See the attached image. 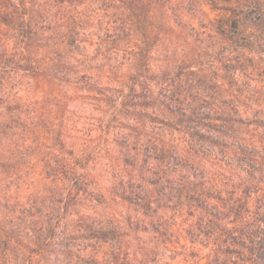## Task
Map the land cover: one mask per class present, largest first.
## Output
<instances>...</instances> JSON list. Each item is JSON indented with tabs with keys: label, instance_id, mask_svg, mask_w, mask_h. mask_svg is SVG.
I'll list each match as a JSON object with an SVG mask.
<instances>
[{
	"label": "clouds",
	"instance_id": "1",
	"mask_svg": "<svg viewBox=\"0 0 264 264\" xmlns=\"http://www.w3.org/2000/svg\"><path fill=\"white\" fill-rule=\"evenodd\" d=\"M111 2L115 7L109 9L105 0H84L74 14L69 13L74 15L77 24L70 30H60L64 45L75 40L79 47L65 48L66 55L50 50L49 58L42 59L39 41L35 36L32 42L25 41L20 25L31 24L33 31L40 32L42 37L49 35L45 26L55 11L49 0H24L23 3L0 0V9L12 21L0 22V264H35L46 242L50 219L62 217L69 223L68 239L76 237L75 243L81 249L94 241L80 237L106 234L107 245L103 248L97 245L95 253L103 264H140L148 255L163 251L143 235L145 228L149 232L151 228L146 220L138 219L140 213L131 209L121 212L126 207L124 197L141 188L145 193L148 191L145 185L155 170L150 171L144 161L153 159L159 146L171 144L173 132L179 130L188 145L182 157L187 171L180 170L177 174L186 177L183 183L188 185L187 193L199 185V173L204 167L202 157L218 156L212 146L221 142V129L211 128L207 120L205 123L190 120L187 107L183 112L169 115L160 107V100L165 96L157 98L148 92L152 82L159 81L161 73L181 71L176 65L183 59L199 70L214 67L222 48L228 49L225 55L235 54L232 47L215 35L209 36L203 27L193 31L196 25L208 24L205 6H211L209 0H197L193 11L183 13L187 27L179 19L184 7L182 0H173L170 6L177 10V23L182 31L170 34L166 41L149 42L144 37L147 47L142 46L143 67L136 69V80L123 87L125 91L140 89L143 95L138 94L139 99L155 103L138 105L131 112L120 109V93L115 89L109 91L103 81L107 75L119 82L125 69L134 64L136 54L129 42L133 37L121 45L122 51H114L107 40L104 44L95 43L96 51L82 43L85 37L92 42L93 33L104 37L109 30L98 28V20L105 23L116 20L111 26L113 29L123 22V31L135 35L132 23L127 21L129 14L120 8L119 0ZM214 2L244 21L238 28L239 35L232 36L234 41L246 38L264 46V0ZM25 8L27 13L21 14ZM212 27L208 24L209 29ZM41 28L45 30L41 32ZM112 39H116L115 34ZM153 48L157 49L155 76L150 52ZM252 55L258 63H264V52ZM52 56L61 64L71 65L70 73L61 71L53 79L48 73ZM43 83L48 87L44 88ZM159 87L165 86L161 82ZM182 123L189 127L185 129ZM41 129L49 144L41 142ZM121 140L124 143L117 147ZM34 163L48 165L50 181L33 182L30 175L25 176ZM25 189L31 196H25L22 201ZM161 195L173 202L183 196L175 187H166ZM37 207L44 209L39 216L34 214ZM225 247L232 250L228 264H252V253L258 248L261 254L256 259L264 264V237L260 235L240 236L235 244L230 242ZM171 255L190 264L187 250L174 249ZM63 259L59 252L52 256L53 264H60Z\"/></svg>",
	"mask_w": 264,
	"mask_h": 264
},
{
	"label": "rangeland",
	"instance_id": "2",
	"mask_svg": "<svg viewBox=\"0 0 264 264\" xmlns=\"http://www.w3.org/2000/svg\"><path fill=\"white\" fill-rule=\"evenodd\" d=\"M196 2L182 1L181 23H185L183 13L193 11ZM209 3L211 6L205 7L209 14L208 24L213 27L209 29L208 24L196 25L193 31L203 27L209 36L215 35L218 40L232 47L235 54L225 55L228 49L222 48L217 53L214 67L199 70L183 59L176 65L181 71L161 73L159 81H154L152 88L157 98L165 96L164 100H160V107L169 115L183 112L187 107L191 113L190 120L199 123L207 120L210 122L208 126L222 130L221 142L212 146L218 156L215 159H209L208 155L202 157L204 167L199 173V185L187 193L185 189L188 185L183 183L186 177L177 174L180 170L187 171L186 161L182 157L188 145L179 130L173 132L171 144L159 146L155 157L144 161L150 171L155 170L145 185L148 191L145 193L141 188V191L124 197L126 207L121 212L127 213L131 209L140 213L138 219L146 220L151 228L150 232L145 228L143 235L155 241V248H162L163 251L148 255L140 264H185L179 256L171 255L174 249L187 250L190 264H228L232 250L225 245L230 242L235 244L240 236L249 234L264 237V230L258 228V225L264 228V63H258L252 55L264 52V46L246 38L234 41L232 36L239 35L238 28L244 21L234 18L214 0H209ZM67 10L71 11L72 7L68 6ZM4 19L3 10L0 9V22L5 23ZM177 19V10L172 8L168 20L171 28L158 31L160 40L166 41L170 34L182 31ZM21 35L29 37L22 29ZM28 39L27 42L33 40L32 36ZM37 40L41 56H47L51 49L40 37ZM156 51L155 48L153 63L156 62ZM131 82L129 78L127 83ZM161 82L164 88L159 87ZM138 94L143 95V92ZM139 95L137 98L135 93L128 94L121 101L120 109L131 112L138 105L150 106L155 103L141 100ZM33 99L39 103L38 99ZM182 127L187 129L189 125L182 123ZM40 131L41 142L49 144L43 138V129ZM123 143L121 140L116 146ZM132 151H136L135 146ZM125 163L128 161L125 160ZM47 168L46 163H34L25 176L30 175L33 182H48L51 174ZM166 187H175L183 194L182 199L175 202L164 199L161 193ZM25 196H31L27 189L21 194L22 201ZM157 200L160 203H156ZM223 205L228 207L227 210H223ZM43 211V207H37L34 214L39 216ZM248 216L253 218L250 222H240L242 217ZM68 233L67 218L50 219L47 239L37 254L35 264H53L52 256L57 252L64 258L60 264H103L102 258L95 253L97 245L101 248L107 245L106 234L93 233L80 237L84 241H94L86 243L81 249L75 243L77 238L68 239ZM260 254L259 248L253 251L252 264H259L256 257ZM158 257L166 258L161 260Z\"/></svg>",
	"mask_w": 264,
	"mask_h": 264
},
{
	"label": "trees",
	"instance_id": "3",
	"mask_svg": "<svg viewBox=\"0 0 264 264\" xmlns=\"http://www.w3.org/2000/svg\"><path fill=\"white\" fill-rule=\"evenodd\" d=\"M184 1V0H182ZM23 3L24 0H21ZM52 7L55 9V11L52 12L49 23L45 26L47 33L49 35L47 36H41L40 32H34L31 24H29L27 27L24 26L22 23L20 25L21 29L25 31V35L32 36V38L35 36L37 39L40 37L41 40H44L46 42V46H48L51 50L55 51L57 54L64 53L65 48H73V47H79L76 45L75 40H71L67 43V45H64L62 41L60 40V36L62 35L61 29L70 30L72 29L73 25L77 24V20L75 19L74 15H69V13L74 14V11L76 12L77 8L84 3V0H49ZM106 3L109 5V9L115 7V5L111 2V0H105ZM173 0H119L120 8L124 10V12H127L128 18L127 21L131 22L134 29H135V35L132 32H124L123 27L124 23L122 22L120 27L117 29H113L111 26L115 25L117 23L116 20H109L108 23H105L104 20H98L96 21V26L100 28L101 30L108 28L109 30L105 32L104 37L99 36L98 34L93 33L94 39L92 42H89L88 38L85 40L83 38L82 43L86 44L88 48L93 49V51H96L97 49L93 48V45L97 42L100 44H104L105 40L108 41V43L113 45V50H121V45L124 44L125 41L129 40V37H133L132 41H129L133 45V50L135 52L134 57V64L130 66L129 68H126L125 71L121 74V78L119 82L116 79H109V77L106 75L103 81V86L107 88L109 91L115 89L117 92L120 93V105L122 104V100L124 97H127L128 94L133 95L134 93L137 95L141 92L140 89L136 88H129L127 91L124 90L123 85L128 84V79L131 78V81L136 80L137 77V68L143 67L144 60H143V48H146L147 46L144 44V37H148L149 42L153 40H160L158 38V31H161L162 29H169L171 28V25H169V16L172 14V5ZM68 6L72 7V10H67ZM103 8V5L101 6ZM119 11V9H117ZM27 9L25 8L21 14H26ZM112 15H115V12L112 13ZM66 17V18H65ZM107 18V17H106ZM10 20L9 17L5 15L4 22L7 24ZM11 21V20H10ZM12 22V21H11ZM45 28H41V32L45 30ZM171 30H164L163 32H168ZM116 35V39L113 40L112 36ZM28 37V38H29ZM25 41L29 40L26 36H24ZM162 38V37H161ZM155 48L151 49V55L153 54ZM40 52V51H39ZM50 52V51H49ZM49 52H47V56H41L42 59L49 58ZM66 55V53H64ZM50 59L53 61L50 63V66L48 67V73L49 75L55 79L56 76L59 74V72H69L71 69V65L68 64H61L59 61L56 60L55 56L50 57ZM156 68L157 64L156 62L152 63V70L153 75L156 74ZM106 72L110 73V70H106ZM81 79H84V77H81ZM154 82V81H153ZM152 82V84H153ZM131 84V83H130ZM148 87V92L153 95L154 90L152 88V85ZM43 87H48L47 83H43ZM128 93V94H127ZM109 99H112L109 97ZM71 155V153H69ZM228 208V207H227ZM223 205V210L226 209ZM264 214V212H263ZM243 218V219H242ZM240 222H250L253 218L248 217H242ZM264 223V219H262ZM258 228H262L261 226ZM51 231V230H50ZM53 232V231H51ZM52 236V234L50 235ZM263 236V235H262Z\"/></svg>",
	"mask_w": 264,
	"mask_h": 264
}]
</instances>
